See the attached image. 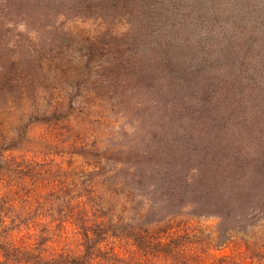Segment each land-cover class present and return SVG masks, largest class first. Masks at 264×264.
Here are the masks:
<instances>
[{
    "label": "trees",
    "instance_id": "16d2710c",
    "mask_svg": "<svg viewBox=\"0 0 264 264\" xmlns=\"http://www.w3.org/2000/svg\"><path fill=\"white\" fill-rule=\"evenodd\" d=\"M159 3L0 0V31L13 14L42 40L24 60L0 54V103L43 101L29 112L41 140L94 160L77 172L72 160L1 150L0 264H238L214 254L236 234L264 264V41L167 44ZM62 14L130 29L123 43L109 30L77 54Z\"/></svg>",
    "mask_w": 264,
    "mask_h": 264
},
{
    "label": "rangeland",
    "instance_id": "374dc122",
    "mask_svg": "<svg viewBox=\"0 0 264 264\" xmlns=\"http://www.w3.org/2000/svg\"><path fill=\"white\" fill-rule=\"evenodd\" d=\"M160 1L163 2L162 4L159 3L161 7L167 9L171 16L170 22L161 26L164 28V32L169 31L167 44L178 45L188 40L199 39L219 49L224 48L229 43L239 42L243 38L254 42L264 41V0ZM91 16L84 17L73 14L65 16L62 14L58 18L57 24H60V28L64 32H73V36L68 37V43L78 49L76 50L77 54L80 51L84 54V47L95 39L100 42L104 40L108 42L110 38L105 33L109 30H112L114 36H117L118 42L126 41L122 35L130 29V23L127 20L111 16L104 25L101 24L98 16ZM44 35L50 37L52 33ZM2 40L7 45L0 47V54L3 56L12 54L15 62L24 60L29 48L32 51H39L42 47V40L38 36L36 27H26L22 17L17 18L13 14L8 16L2 31H0V42ZM78 57L81 58V55ZM96 61L93 64L100 62L99 59ZM19 91L20 88L17 86L14 92L18 93ZM44 106L43 101L35 103L18 100L7 106L0 103V161L2 160L1 150L13 147L14 150L7 151L6 155H24L40 162L52 159L58 162L72 160L73 167H78L77 172L90 171L92 169L90 164L92 163L88 162L94 161L93 159L80 156L72 157L69 156V153L65 154L66 157H61L59 154L63 151L67 152L68 149L63 150L57 144H46L41 140V137L47 132L41 123L42 118L37 114L31 115L29 112L32 110L43 111ZM110 115L112 120L117 122L115 130L120 129L123 120H118L116 112ZM27 129L31 130L29 137L25 135ZM101 139L105 140L104 138ZM103 140H100L102 147L106 144ZM25 180L29 185L33 179L28 177ZM5 191L6 189L0 186V195H3ZM200 223L204 228L214 232L217 228L218 219L214 217L202 218ZM217 248L214 252L216 256H234L238 264H258L255 259L246 254L242 236L239 234L232 238V243L229 245Z\"/></svg>",
    "mask_w": 264,
    "mask_h": 264
}]
</instances>
